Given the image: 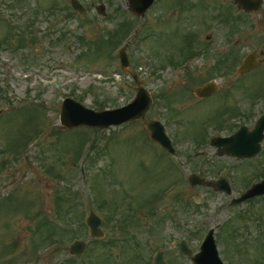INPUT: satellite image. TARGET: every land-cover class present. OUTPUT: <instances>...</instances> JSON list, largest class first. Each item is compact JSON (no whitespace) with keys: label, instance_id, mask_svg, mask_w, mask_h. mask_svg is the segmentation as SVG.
Masks as SVG:
<instances>
[{"label":"rangeland","instance_id":"374dc122","mask_svg":"<svg viewBox=\"0 0 264 264\" xmlns=\"http://www.w3.org/2000/svg\"><path fill=\"white\" fill-rule=\"evenodd\" d=\"M80 2L86 12L73 11L69 0H0V264H102L108 254L109 264H152L162 249L170 264H193L191 255L179 251V241L185 239L195 251L210 227L215 235L220 232L234 264H264V200L258 198L249 208H255L254 217L247 213L249 205H230L231 196L250 179L264 176V156L236 161L201 143L205 135L253 126L264 111V63L237 77L231 103L226 91L195 101L188 87L200 78L182 80L171 73L175 68L159 70L168 63L165 58L198 60L192 61L196 69L201 60H230L221 64L227 76L247 52L264 49V1L245 13L232 0H162L142 20L129 11L127 0ZM102 4L104 14H99ZM138 26L137 37H150L132 42L127 53L130 67L156 95L145 116L108 130L61 127L66 96L94 110L133 98L136 85L122 74L118 51L123 37ZM168 89L171 105L166 108L157 94ZM250 110L253 116L244 118ZM153 119L171 122L168 135L176 156L150 141L145 123ZM189 174L207 179L233 175L236 188L228 196L190 184ZM172 203L179 210L186 207L183 218L177 213L183 225H174L179 218L174 223L172 217L163 218L167 221L156 240L142 233L150 221L146 212L132 228L133 238L110 229L102 242L94 241L85 224L89 209L102 216L101 208L119 205L127 230L132 218L127 208H153L162 216ZM64 211L65 221L53 222ZM61 221H67L68 230L57 229ZM75 238L86 241L88 250L71 255ZM111 240L114 244H107ZM117 252L118 261L113 258Z\"/></svg>","mask_w":264,"mask_h":264},{"label":"water","instance_id":"95a60500","mask_svg":"<svg viewBox=\"0 0 264 264\" xmlns=\"http://www.w3.org/2000/svg\"><path fill=\"white\" fill-rule=\"evenodd\" d=\"M262 0H235L239 7L245 11L258 8ZM128 7L131 12L136 15H143L145 10L150 6L153 0H127ZM72 6L75 9H81L78 1L72 0ZM103 5L100 6L101 10L98 12L103 13ZM99 8V9H100ZM121 63L123 67L128 65V60L124 49L120 52ZM251 57L246 59V62L242 65L241 71H245L253 67L251 63ZM135 81L138 83L137 77L133 74ZM213 86L203 87L197 90L199 95H207L214 91ZM207 91V92H205ZM152 103V98L149 92L139 85L137 93L132 102L127 105L115 109H107L96 111L85 107L80 102L67 97L62 101L60 109V123L66 128H74L78 126H91L97 128H107L112 125H119L125 121H133L144 115L146 110ZM150 137L156 141L162 148L174 153V149L170 143L168 136L164 130V127L159 121H149L146 124ZM264 116H262L256 123L253 130L248 131L245 126H242L237 132L230 137L218 138L213 140V145L219 147V155L224 153L237 156V157H251L256 155L260 150V141L264 137ZM222 146V148H220ZM192 184L204 183L196 175L190 176ZM206 185H212L217 190H224L227 193L230 192L227 182L224 179H219L216 182H205ZM264 193V180L255 183L250 189L243 193L239 198L233 199V202H240L246 198L254 195ZM87 224L90 227V233L92 236H102L103 233L99 228L100 219L95 214L91 213L87 218ZM84 248V242L77 241L72 244L71 252L74 254L80 253ZM180 250L184 254L189 253V249L185 242L180 243ZM195 264H222L217 256V251L214 246V240L212 236V230L208 232L205 240L203 241L200 252H198L193 258ZM155 264H166L163 260V254L157 253L154 258Z\"/></svg>","mask_w":264,"mask_h":264},{"label":"flooded vegetation","instance_id":"af4514ba","mask_svg":"<svg viewBox=\"0 0 264 264\" xmlns=\"http://www.w3.org/2000/svg\"><path fill=\"white\" fill-rule=\"evenodd\" d=\"M192 4H194V3H192ZM250 12H253V11H250ZM191 15L194 16V13ZM225 50H226V47L223 46L221 51L223 52ZM257 53H258L257 58H261L260 64H263L264 63V49H261ZM222 58H224V56ZM164 60H168V63L167 64L160 63V64H164L166 66L164 68L165 71H168L171 68L172 69L175 68V69L171 70V73L177 72L176 76L178 78H180L182 80L186 79V80H191V81L196 80V79L198 80V78H200V80H198L194 84L193 87L192 86L188 87L189 92L191 93V96L195 101L200 100V98L195 97V95H196L195 89L197 87L201 86L202 84L213 80V81L217 82V84H218L217 92L211 94L208 97L202 98V99L203 100L210 99L212 97V95L219 93V92L226 91V97L228 98L227 102L231 103L234 100L233 93L235 92L236 87L238 86V82H236L237 77L239 75L246 74V73L256 69V68H253V69H251L245 73H237L236 71H237V68L239 66V65H237V66H235V68L233 67L232 70H228L227 76H226L223 73H221V72H224L221 64L223 61L224 62L227 61L229 63L230 60H201L202 62H200V64L197 65V69L195 68V64L192 61H198V60H183L180 63H178L176 61L172 62L171 58H165ZM160 61H162V60H160ZM241 61L242 60H240V62ZM174 64L177 66L174 67L173 66ZM210 71H211V74H209ZM176 87H180V86L177 85ZM169 88L173 89L174 87H169ZM239 90H241V89H239ZM238 116H240V115H237V117ZM252 116H253V114H252V112H250L249 114H247L246 116H243V117L244 118H251ZM255 121H256V119H255ZM236 127H238V125ZM234 130H235V128H234ZM262 148L264 149V143L263 142H262Z\"/></svg>","mask_w":264,"mask_h":264}]
</instances>
